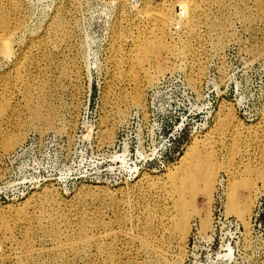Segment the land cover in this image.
<instances>
[{"label":"rangeland","instance_id":"obj_1","mask_svg":"<svg viewBox=\"0 0 264 264\" xmlns=\"http://www.w3.org/2000/svg\"><path fill=\"white\" fill-rule=\"evenodd\" d=\"M118 1L20 0L25 22L11 58H0V264H264V0H223L231 21L222 45L216 29L202 25L201 38L190 41L192 58L179 55L177 68L143 87L138 106L123 102L133 90L124 79L127 66L111 62ZM158 1L126 0L123 52L137 33L136 10ZM218 3L211 20L223 15ZM58 10L68 20L67 36H55L56 48L37 52L43 28ZM173 26L168 41L181 47L185 39ZM25 44L34 46L30 87L3 92ZM188 62L202 68L194 83ZM37 79L46 82L44 89ZM38 94L47 98L41 107L49 111L42 110L49 125L31 115ZM118 103L125 106L120 117ZM208 130L206 147L216 153L210 200L198 181L181 237L176 224L159 222L162 214L151 216L160 200L154 184H163L187 146ZM229 194L236 201L252 199L246 226L226 212ZM53 227L61 231L58 238ZM84 239L87 244L78 243ZM66 241L74 248H63ZM24 243L34 249L32 257L23 253Z\"/></svg>","mask_w":264,"mask_h":264},{"label":"bare ground","instance_id":"obj_2","mask_svg":"<svg viewBox=\"0 0 264 264\" xmlns=\"http://www.w3.org/2000/svg\"><path fill=\"white\" fill-rule=\"evenodd\" d=\"M215 1L219 2L218 4H222V7L225 10L220 19L216 21L213 19L214 20L213 21L211 20L212 16L210 17L211 15L210 10ZM125 2L126 0L118 1L120 13L117 12L115 24L112 26L113 27L112 29L113 43L111 47L113 49V54H112L111 62L113 63L116 62L115 63L116 65H119L117 63H121L127 66L128 69H127L126 74L124 75V79H126L127 81L126 83H129V85L130 84L132 85V87L129 86V88L130 89L132 88L133 90L131 92L132 95L130 97L124 96V98L123 97L122 98L124 100L123 101L124 103L126 101L128 102L130 101L133 104L134 103L137 104V106L140 103V101H142L141 93H142L143 87L153 84L158 79V77L161 76L164 72L172 71L175 68H177L178 65L175 63V59L177 57L179 58V55L181 54L185 56L190 55L191 56L190 58H192L193 54H195L196 51L192 47V43L190 41L192 39L195 40V38L197 37L199 38L200 33H201L200 29L202 25H205L207 28H210L208 31H210L213 28L216 29L217 43L221 46L222 37L226 35L225 26L228 24L230 20L229 14L227 12L228 6L230 5L225 4L223 0H170V1L160 0L156 2L154 6H150V5L144 6L143 5V7L136 10L137 11L136 17L134 16L135 18H137L136 22L138 24V27L135 26L137 30L136 36L134 37L132 41L131 47L126 52L125 51L123 52L122 51L123 49L120 47V43L122 41V37L124 34L121 30V27H122V21L123 19H125L124 18L125 17V8H124ZM21 3L22 2H20V0H0V58L1 59L4 58V60L10 57L11 55H13L12 54L13 53L12 52L13 43L15 41H18L16 38L17 33L20 32V29L23 26L24 19H22L19 16L22 13L21 10L23 7ZM59 12L60 11L58 10L53 16H51L50 21L46 23V26L44 27L45 29L43 28L44 31H43L42 36L41 37L39 36L40 38L37 36L39 38L35 46V50L37 52L45 53V50L47 51V49L51 48V46L55 47L56 41L54 42L53 40L55 36H56V39L57 37L59 38V36H60V39H64V37L67 36L65 21L67 22L66 25H68V20H64L65 19L64 15L60 14ZM173 25L179 26V28L181 29L180 32L185 39V41L181 42L182 43L181 47L176 45V42L168 41V38L170 36L169 34L171 33L169 31L170 29L168 28ZM167 29L170 33L167 32ZM170 38H173L172 35ZM31 47L34 48V46L25 44V47L23 48V50H21V53L16 57L15 62L13 61L14 62L13 68L11 67V69H13V74H12L13 76L12 77L10 76L9 78L7 79L5 78L3 80L2 82L3 86L1 89L3 90V92L5 91L8 92L9 90L11 91V89L15 87L17 84H19L18 86L20 85H22V87L24 86L25 90L29 89L30 84L28 81V77L26 75L28 73L27 70L29 71L28 67L30 68V65L33 63L32 60H30L31 59L30 53L32 51ZM253 54H257V50L253 51ZM35 60L36 62L38 61V59L36 58ZM39 63L37 62L36 64L39 65ZM188 64L190 68L189 69L190 70L189 79H191L190 81L191 83H194L196 80H198L197 78L201 75L200 73L202 72L201 71L202 68L200 69V67L198 68L196 67L195 69L192 62H188ZM32 66L34 65L32 64ZM42 67H44V65ZM119 67L121 68V66ZM122 68H124V66ZM43 82L44 81L42 79H37L36 81L37 85L39 84L40 88L43 86L42 85ZM39 86H38V89H40ZM44 88H45V85L43 86V89ZM39 95L40 94H38L37 96L35 105L31 106L32 110L31 109L30 110L33 112V114L31 115H34V118L43 122L44 125H49L48 124L49 118H50L48 116L49 111L47 110L48 111L47 112L43 109V107H41L44 97L41 95L39 96ZM118 99H121V98L119 97ZM123 102H120V105ZM43 106H45V102ZM115 107H116L115 111L119 113L118 114L119 117L125 114V108H124L125 106L122 108L119 106V103H118V104H115ZM42 110H44L48 114L45 115L46 113H43ZM52 122L53 120L50 121V123ZM211 132L212 131L208 130L205 133V138H203L201 141L197 140L199 142L195 141L194 139L195 144H190L187 146L185 154L181 156L180 158L179 164L175 166L173 169L168 170V172L165 174L166 181H163L164 183L162 182L163 184L161 185L154 184L155 190L157 189L156 191H154V189L152 188L154 192L158 193L160 200H158V202L153 204L152 210H151V213H152L151 216L153 217L155 213H159V215L162 214L160 217L157 218L159 222L162 225H164L166 222H171V223L176 224L179 230L181 231V237H184L185 231L187 230L189 218L192 216V211H190L189 208H190L191 200L193 198V194L197 187L198 181H201L203 183V189L206 192V195L209 197L208 201L210 200L212 186L214 182V178L212 175L215 172V168H216L214 165L215 163L213 161V158H216V156L214 157V155H216V153H214L215 150L212 149L213 147L207 148L208 147L207 145L211 140L210 139ZM15 138L17 137H14V139ZM12 142L14 143L13 139L7 141L6 144L5 143L4 144L9 147ZM232 151H233L232 152L233 155L234 154L237 155L236 153L240 154L239 150L238 151L232 150ZM237 156L240 157V155H237ZM140 180L138 183L141 182ZM261 181L264 185V177L261 178ZM240 184L246 186L249 189L250 193L255 192V187L252 182L243 180V181H240ZM140 185H138V187H140ZM49 196L52 198L51 193L45 192L44 197L47 198ZM251 201H252L251 198H249L248 200L245 199L241 201H236L235 196L233 194H229L227 198V202L225 204L226 212L227 213L233 212L234 214H236V216L240 218L244 226H246L247 225V213L250 209ZM155 217L157 216H154V218ZM85 230H86L85 226L82 225L81 231L84 232ZM60 234H61V231L57 227H55L53 229V236L55 238L56 237L58 238ZM85 240L86 239L78 240V243L87 244ZM60 243H64L61 245L63 248L67 247L70 249H73L74 244H76L75 242H70V241H68L67 243L65 242H60ZM151 245H152L151 243H147V242L146 244L145 242L143 243V247H149L151 250H154V248L153 249L151 248L153 247ZM57 246H60V244L59 245L56 244L55 247ZM100 246L101 245H99L98 247ZM23 247H25L24 249L25 252H23V253H26L25 255H28L30 257L34 255L33 253L34 249H31L30 246L28 247L26 243H24ZM60 248L61 247H59V249ZM53 249H56V248H53ZM156 255L161 258L163 257V253L160 248L159 249L157 248ZM170 263L176 264L175 262H170Z\"/></svg>","mask_w":264,"mask_h":264}]
</instances>
